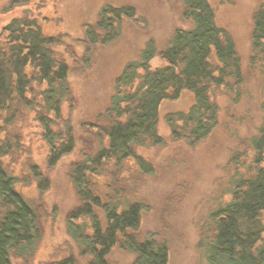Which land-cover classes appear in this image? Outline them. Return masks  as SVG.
<instances>
[{
  "label": "trees",
  "instance_id": "trees-1",
  "mask_svg": "<svg viewBox=\"0 0 264 264\" xmlns=\"http://www.w3.org/2000/svg\"><path fill=\"white\" fill-rule=\"evenodd\" d=\"M180 1L190 26L176 28L164 49H156L150 39L140 59L125 65L109 104L90 125L97 132V150L83 154L70 171L79 205L67 217L66 232L79 255L89 257L88 264H109L107 257L117 244L134 255L132 264H169L167 241L153 235L134 236L144 205L124 200L114 188L102 196L93 178L102 177L108 167L121 170L128 160L142 172H152L138 149L165 142L159 133L163 102L178 99L184 91L193 93L192 105L167 113L166 122L173 139L196 145L220 122V107L212 93L221 90L233 103L244 96L242 58L231 33L218 25L211 1ZM13 2L23 5L29 0ZM137 17L134 5L105 4L98 22L86 26L84 41L92 47L110 45L121 37L125 22ZM55 42L28 15L14 17L0 29V122L12 125L20 112H34L48 146L49 168L76 147L72 123L62 120V106L72 98L70 67L56 54ZM156 56L162 63L154 67L151 62ZM249 61L264 74V0L253 14ZM261 111L260 126L249 140L250 164L234 176L230 199L210 213L209 228L202 233L203 264H264V101ZM12 146L7 137L0 136V264L32 258L41 239L38 212L19 192L4 164ZM32 169L40 192H45L48 178L35 166ZM71 253L53 264H75Z\"/></svg>",
  "mask_w": 264,
  "mask_h": 264
},
{
  "label": "rangeland",
  "instance_id": "rangeland-1",
  "mask_svg": "<svg viewBox=\"0 0 264 264\" xmlns=\"http://www.w3.org/2000/svg\"><path fill=\"white\" fill-rule=\"evenodd\" d=\"M210 1L218 25L231 33L242 58L244 96L233 103L221 90L212 93L220 107V122L206 140L196 145L173 139L166 122L167 113L185 111L192 105L193 93L184 91L178 99L163 102L159 133L165 142L138 149L152 165V172L144 173L133 160H128L121 170L108 167L102 177L93 178L98 191L109 193L111 186L122 193L124 200L127 197L144 205L138 234L140 238L154 234L167 241L170 264L204 263L199 242L203 231L206 233L209 228L210 213L230 199L234 176L244 173L250 164L249 140L262 120L264 74L249 61L253 14L261 0ZM105 4L134 5L138 17L125 22L116 42L92 47L84 41L85 28L98 22ZM182 13L180 0H29L23 5L0 0V29L14 17L28 15L56 40L53 48L70 67L72 89L71 100L62 106V120L72 123L76 137L74 151L49 168L48 146L34 112H20L12 125L0 122V136L13 144L4 164L15 177L17 189L39 212L41 226L36 255L13 264H49L67 257L71 251L76 254L75 264H86V258L79 255L66 232L67 216L79 202L70 168L84 153H94L98 148L97 132L90 125L106 109L116 75L128 62L140 59V52L150 39L156 42V49H164L176 28L190 26ZM151 63L156 67L162 60L156 56ZM33 166L49 179V188L43 193ZM133 258L119 245L110 254L112 264H129Z\"/></svg>",
  "mask_w": 264,
  "mask_h": 264
},
{
  "label": "flooded vegetation",
  "instance_id": "flooded-vegetation-1",
  "mask_svg": "<svg viewBox=\"0 0 264 264\" xmlns=\"http://www.w3.org/2000/svg\"><path fill=\"white\" fill-rule=\"evenodd\" d=\"M125 67V66H124ZM123 70H124V68L121 70V72L118 74V75H116V77H115V79H114V85H113V90H112V92H111V95H112V93L114 92V87H115V83H116V81L119 79V77L121 76V73L123 72ZM111 95H110V97H111ZM110 97H109V99H110ZM109 104V100H108V103H107V105ZM106 105V106H107ZM97 150V149H96ZM85 154V153H84ZM87 154H90V153H87ZM81 158V157H80ZM79 158V159H80ZM78 159V160H79ZM78 160H76V161H78ZM75 161V162H76ZM74 162V163H75ZM73 163V164H74ZM73 164H72V166H71V168H70V171H71V169H72V167H73ZM69 176H70V172H69ZM45 177H47V176H45ZM48 178V177H47ZM71 179V178H70ZM48 181H49V179H48ZM71 182H72V184H73V181L71 180ZM49 183V182H48ZM38 187H40L39 186V184H38ZM73 187H74V184H73ZM48 188H49V185H48ZM110 188H112L113 189V187H109V191L110 190H112V189H110ZM74 189H75V187H74ZM96 190H98V189H96ZM20 192V191H19ZM110 193V192H109ZM99 194H102V192H100L99 191ZM24 196V195H23ZM102 196H104L103 194H102ZM25 197V196H24ZM79 205V202H78V204L76 205V206H78ZM33 206V205H32ZM76 206L74 207V208H76ZM73 208V209H74ZM36 209V208H35ZM72 209V210H73ZM37 210V209H36ZM72 210L69 212V214L72 212ZM38 212V211H37ZM98 212H100V211H98ZM143 212H144V210H143ZM143 212H142V215H143ZM69 214H68V216H69ZM38 216H39V212H38ZM67 216V217H68ZM101 220L103 221V224H105V222H106V220H105V218H103V217H101ZM66 221H67V219H66ZM39 223H40V216H39ZM141 224H142V219H141ZM40 225V224H39ZM140 228H141V226H140ZM40 234H41V226H40ZM139 231L137 232V233H135V237H137L138 239H143V238H145V237H152V235L154 236V237H157L156 235H154V234H148V235H146L145 237H143V238H140L141 236H139ZM69 239H70V241H72L73 242V240L71 239V237H69ZM41 240V239H40ZM40 243V242H39ZM39 243H38V248H39ZM73 244H74V246H75V248L77 247L76 245H75V243L73 242ZM117 245H119L120 246V244H117ZM116 245V246H117ZM121 247V246H120ZM38 248L36 249V252H35V254L33 255V257L36 255V253H37V251H38ZM113 249H114V247L112 248V250L110 251V253H109V255H108V257H107V261H108V263L109 264H112L111 263V261H110V254H111V252L113 251ZM76 250H77V248H76ZM78 251V250H77ZM73 252V251H72ZM129 252V251H128ZM74 253V252H73ZM78 253H79V251H78ZM72 253L70 252L69 253V255L68 256H70ZM74 255V257H75V253L73 254ZM67 256V257H68ZM81 256V255H80ZM32 257V258H33ZM81 257H83V258H86V264H88V262H89V257H84V256H81ZM64 258H66V257H64ZM31 258H28V259H17L16 261H19V262H25V261H29ZM63 259V258H62ZM58 260H61V259H58ZM58 260H53V261H51L49 264H53L54 262H56V261H58ZM14 261H15V259L13 260V263H14ZM134 261V258H133V260H132V262ZM132 262L131 263H129V264H132ZM169 264H170V259H169Z\"/></svg>",
  "mask_w": 264,
  "mask_h": 264
}]
</instances>
